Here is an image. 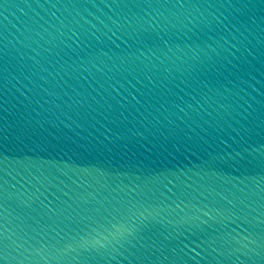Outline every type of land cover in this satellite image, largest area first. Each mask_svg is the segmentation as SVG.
<instances>
[{"label": "water", "instance_id": "water-1", "mask_svg": "<svg viewBox=\"0 0 264 264\" xmlns=\"http://www.w3.org/2000/svg\"><path fill=\"white\" fill-rule=\"evenodd\" d=\"M0 264H264V0H0Z\"/></svg>", "mask_w": 264, "mask_h": 264}]
</instances>
